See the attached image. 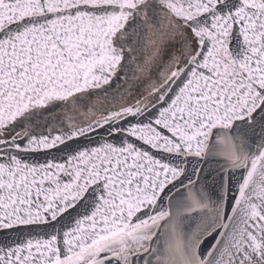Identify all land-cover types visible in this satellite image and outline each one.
<instances>
[{
  "label": "water",
  "instance_id": "95a60500",
  "mask_svg": "<svg viewBox=\"0 0 264 264\" xmlns=\"http://www.w3.org/2000/svg\"><path fill=\"white\" fill-rule=\"evenodd\" d=\"M0 264H264V0H0Z\"/></svg>",
  "mask_w": 264,
  "mask_h": 264
}]
</instances>
